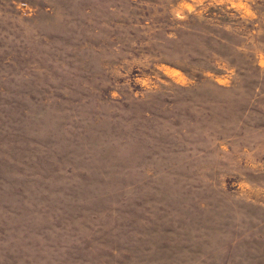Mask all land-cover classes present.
Returning <instances> with one entry per match:
<instances>
[{"label":"rangeland","instance_id":"obj_1","mask_svg":"<svg viewBox=\"0 0 264 264\" xmlns=\"http://www.w3.org/2000/svg\"><path fill=\"white\" fill-rule=\"evenodd\" d=\"M0 264H264V0H0Z\"/></svg>","mask_w":264,"mask_h":264}]
</instances>
